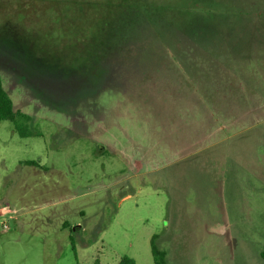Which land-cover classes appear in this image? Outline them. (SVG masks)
<instances>
[{
    "label": "rangeland",
    "instance_id": "1",
    "mask_svg": "<svg viewBox=\"0 0 264 264\" xmlns=\"http://www.w3.org/2000/svg\"><path fill=\"white\" fill-rule=\"evenodd\" d=\"M0 75V264H264V0H0Z\"/></svg>",
    "mask_w": 264,
    "mask_h": 264
},
{
    "label": "trees",
    "instance_id": "2",
    "mask_svg": "<svg viewBox=\"0 0 264 264\" xmlns=\"http://www.w3.org/2000/svg\"><path fill=\"white\" fill-rule=\"evenodd\" d=\"M126 23H129L126 21ZM119 41V40H118ZM122 42H117L115 47H118L119 44L121 45ZM101 45H106V42L104 40L100 41ZM108 52V51H107ZM109 58L111 57V54H107ZM108 56L102 55L103 59L107 58ZM29 115L27 113H23L22 111H19L15 108L14 101L9 93V91L5 88L2 76L0 75V122L3 120H11V121H19L23 118H28ZM18 131H20L21 134L22 131L20 128H18ZM27 164L35 165L36 161H27ZM157 235H153L151 239V250L153 254L154 264H168L167 262V253L166 251L160 249L156 243ZM262 255L264 256V252H262ZM134 259L124 256L120 264H134Z\"/></svg>",
    "mask_w": 264,
    "mask_h": 264
}]
</instances>
